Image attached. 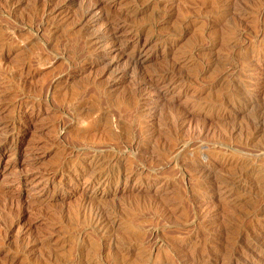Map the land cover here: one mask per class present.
<instances>
[{
	"label": "rangeland",
	"instance_id": "1",
	"mask_svg": "<svg viewBox=\"0 0 264 264\" xmlns=\"http://www.w3.org/2000/svg\"><path fill=\"white\" fill-rule=\"evenodd\" d=\"M263 240L264 0H0V264Z\"/></svg>",
	"mask_w": 264,
	"mask_h": 264
},
{
	"label": "bare ground",
	"instance_id": "2",
	"mask_svg": "<svg viewBox=\"0 0 264 264\" xmlns=\"http://www.w3.org/2000/svg\"><path fill=\"white\" fill-rule=\"evenodd\" d=\"M89 10V9H88ZM90 11V10H89ZM111 17V16H110ZM99 20V19H98ZM109 20V19H108ZM107 20V21H108ZM111 23V22H110ZM117 27V26H116ZM120 28V27H119ZM112 30V29H111ZM116 30V29H115ZM111 32V31H110ZM113 33V32H112ZM114 33H115V31H114ZM92 36V35H91ZM149 87V86H148ZM175 125V124H174ZM177 125V124H176ZM149 140V139H148ZM139 145V144H138ZM185 147V146H184ZM132 148V147H131ZM183 148V147H182ZM186 148V147H185ZM111 149V148H110ZM99 150V149H98ZM107 152V151H106ZM149 152V151H148ZM182 152V151H181ZM133 153V152H132ZM145 153V152H144ZM180 153V152H179ZM146 154V153H145ZM150 154V153H149ZM151 155V154H150ZM154 155V154H153ZM150 157V156H149ZM137 158V157H136ZM95 166V165H94ZM136 167V166H135ZM93 170V169H92ZM203 174V173H202ZM234 181V180H233ZM102 208V207H101ZM103 210V209H102ZM103 214V213H102ZM91 215V214H90ZM246 215V214H245ZM197 216V215H196ZM228 216V215H227ZM100 217V216H99ZM167 218V217H166ZM232 219V218H231ZM101 220V219H100ZM99 220V221H100ZM96 221V220H95ZM103 221V220H102ZM111 223V222H110ZM100 224V223H99ZM97 225H98V223H97ZM196 225V224H195ZM109 226V225H108ZM197 227V226H196ZM113 228V227H112ZM213 228V227H212ZM159 230V229H158ZM100 231V230H99ZM257 236V235H256ZM140 237V236H139ZM197 241V240H196ZM264 241V240H263ZM190 254V253H189ZM190 257H192V256H190ZM191 259V258H190ZM196 262V261H195ZM150 263V262H149ZM148 263V264H149ZM192 263V262H191ZM195 264V263H194Z\"/></svg>",
	"mask_w": 264,
	"mask_h": 264
}]
</instances>
